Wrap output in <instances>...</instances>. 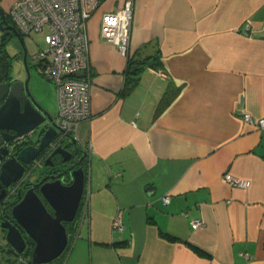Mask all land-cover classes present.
Listing matches in <instances>:
<instances>
[{"label":"crops","instance_id":"crops-1","mask_svg":"<svg viewBox=\"0 0 264 264\" xmlns=\"http://www.w3.org/2000/svg\"><path fill=\"white\" fill-rule=\"evenodd\" d=\"M124 1L103 0L86 23L77 76L92 115L76 143L89 214L55 262L264 264V129L243 119L264 117V0H133L127 56L100 35ZM24 43L27 57L39 50Z\"/></svg>","mask_w":264,"mask_h":264},{"label":"water","instance_id":"water-1","mask_svg":"<svg viewBox=\"0 0 264 264\" xmlns=\"http://www.w3.org/2000/svg\"><path fill=\"white\" fill-rule=\"evenodd\" d=\"M10 33V32H9ZM26 66V50L23 51ZM28 80L0 83V183L4 188L16 183L22 176L25 165L30 164L44 152H50L45 164L53 162L51 156L59 155V163L68 161L71 152L57 142L75 145L76 140L68 134H61L54 117L48 114L33 99L28 89ZM43 124L42 134L37 144L24 145L14 153L4 141L16 140ZM12 131V133H10ZM67 140V141H66ZM85 153L82 158L86 157ZM74 163L73 165H75ZM77 167H68L39 181L29 182V187L10 209L12 220L5 218L0 227L5 231L8 243L15 255L24 253L28 246L27 238L33 241L28 264H47L61 255L68 244V223L74 221L84 190V168L81 160ZM65 174L70 178L65 182ZM5 195V189L0 198ZM25 258L24 256H22ZM7 264H24L11 262Z\"/></svg>","mask_w":264,"mask_h":264},{"label":"built area","instance_id":"built-area-1","mask_svg":"<svg viewBox=\"0 0 264 264\" xmlns=\"http://www.w3.org/2000/svg\"><path fill=\"white\" fill-rule=\"evenodd\" d=\"M103 0H16L9 8L14 22L24 33L44 31L45 49L31 54L37 71L54 84L56 115L54 122L61 134L78 140L77 126L92 115L90 83L80 79L77 73L88 67V37L86 23ZM133 0L101 16V38L114 45L121 55L129 53V38ZM243 119L264 129V117L253 118L244 113ZM224 181L238 187H248L249 181L229 172L222 175ZM166 202V198L162 197ZM89 194L83 192L74 218L79 228L89 214ZM203 225L201 219L192 221L194 229ZM112 230L121 232L123 224L118 212L112 220ZM18 261L28 260L18 256ZM50 264V263H47ZM54 264V263H53ZM56 264H63L58 262Z\"/></svg>","mask_w":264,"mask_h":264},{"label":"flooded vegetation","instance_id":"flooded-vegetation-1","mask_svg":"<svg viewBox=\"0 0 264 264\" xmlns=\"http://www.w3.org/2000/svg\"><path fill=\"white\" fill-rule=\"evenodd\" d=\"M9 8L5 10L0 6V49L3 50L4 54L8 57L11 65L10 74L5 78H3V80H1L0 83L9 82L11 84L14 81H21V82L25 81L21 79L20 76L13 74L12 61L14 60L22 61L23 66L25 67L23 62V51L26 49L24 43V36L29 35V32L24 33L23 31H21L19 26H17V24L14 22L13 16L9 12ZM15 40H17L16 42L19 43V53L12 55V53L8 51L7 45L9 44L10 41H15ZM26 66L28 67L27 60H26ZM2 102L3 100L0 102V105ZM42 130H43V124H40L34 130H31L25 135L19 137L18 139L7 142L4 141L3 143L8 146L9 151L11 153H14L16 150H18V148L24 145L37 144L42 134ZM10 133H12V131H10ZM58 144H61L63 147L67 148L71 152V157L68 161L64 163H59L61 158L59 157V155L56 154L51 156L50 160L53 162V165L50 166L48 164H45V162L51 151L49 152L43 151L40 154V156H38L35 159V161L25 165V170L21 178L16 183H13L6 188H4L3 184L0 183V193H2L3 189H5V195L2 198H0V221L5 218H9L10 220H12V217L10 215V209L13 206V204L17 202V200L19 199L17 193L20 192V194L22 195L25 192L26 188L29 187V182L31 181L27 180V178L30 176L31 171L33 170L32 166L34 164L43 162L46 168L33 181H39L45 175L50 176L62 170H66L68 172L69 171L67 169L68 167L71 166V168H76L78 166L77 165L78 160H81V166L84 167V162L86 160V157L82 158V156L86 153L84 148L79 146L77 143H75V145H72L71 143L66 144V142L59 141L57 142L56 145ZM74 163L76 164L73 165ZM0 164H1V160H0ZM65 177H66L65 182H69L70 178L68 177L67 174H65ZM68 230H69V226H68ZM8 251L13 255H15L13 249L9 248ZM25 259L27 258L25 257Z\"/></svg>","mask_w":264,"mask_h":264},{"label":"rangeland","instance_id":"rangeland-1","mask_svg":"<svg viewBox=\"0 0 264 264\" xmlns=\"http://www.w3.org/2000/svg\"><path fill=\"white\" fill-rule=\"evenodd\" d=\"M44 31H31L28 36H30L31 40L34 42L37 48L45 49L47 44L43 40ZM15 41H10L7 45V49L12 55L19 53V43ZM28 63V73L23 66L22 61L14 60L12 61L13 67V74L20 76L23 80H28V89L30 91L31 96L33 97L34 101L39 106H44V110L54 116L56 113V96H55V89L54 84L48 80L47 78L43 77L36 69L33 61L31 60V56L27 57ZM67 141V140H66ZM33 170L31 171L30 176L27 178L29 181H33L36 177L45 170V164L36 163L32 166ZM0 246L6 242L5 239V231L0 227ZM1 248V247H0ZM62 255V254H61ZM52 260L51 262L57 261L60 256ZM10 253L7 248L0 249V264H6L7 262H17V259ZM29 256H27L28 258ZM50 262V263H51Z\"/></svg>","mask_w":264,"mask_h":264},{"label":"trees","instance_id":"trees-1","mask_svg":"<svg viewBox=\"0 0 264 264\" xmlns=\"http://www.w3.org/2000/svg\"><path fill=\"white\" fill-rule=\"evenodd\" d=\"M157 56L158 55L155 54V57H157ZM153 57L152 56H147L146 58L147 59H151ZM10 68H11L10 60L4 54L3 50L0 49V81L3 80V78H5L6 76H8L10 74ZM74 223L75 222L73 221V222L67 224L69 226V230L71 228H73ZM27 240H28V246H27V248L25 249L24 253H21L20 255H16L15 256L16 259H17L18 256H24V257L27 258V256L30 255L34 243H33V241L30 238H27ZM0 247H1L0 249H3L4 247L7 248V250H9V248L12 249L11 246L8 243H6V242L3 245H1ZM17 261H18V259H17ZM14 262H16V261H14ZM7 263H11V262H7ZM53 263L56 264L58 262H55L54 261V262H51L50 264H53Z\"/></svg>","mask_w":264,"mask_h":264}]
</instances>
